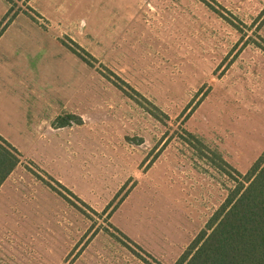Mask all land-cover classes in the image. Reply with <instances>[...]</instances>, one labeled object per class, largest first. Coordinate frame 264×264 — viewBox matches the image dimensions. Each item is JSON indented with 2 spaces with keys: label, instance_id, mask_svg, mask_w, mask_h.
<instances>
[{
  "label": "rangeland",
  "instance_id": "1",
  "mask_svg": "<svg viewBox=\"0 0 264 264\" xmlns=\"http://www.w3.org/2000/svg\"><path fill=\"white\" fill-rule=\"evenodd\" d=\"M12 107L0 264H175L264 152V0H0Z\"/></svg>",
  "mask_w": 264,
  "mask_h": 264
},
{
  "label": "trees",
  "instance_id": "2",
  "mask_svg": "<svg viewBox=\"0 0 264 264\" xmlns=\"http://www.w3.org/2000/svg\"><path fill=\"white\" fill-rule=\"evenodd\" d=\"M190 136L191 144L198 148L200 141ZM212 154V165H229L219 152ZM21 157L0 135V188L21 164ZM29 171L57 191L51 181ZM235 172L238 177L229 174L235 183L225 202L175 264H264V152L245 175Z\"/></svg>",
  "mask_w": 264,
  "mask_h": 264
},
{
  "label": "crops",
  "instance_id": "3",
  "mask_svg": "<svg viewBox=\"0 0 264 264\" xmlns=\"http://www.w3.org/2000/svg\"><path fill=\"white\" fill-rule=\"evenodd\" d=\"M13 110L11 113L4 115L6 116V122H7V127L4 128H0V135L6 139L13 147H15L19 152L20 151H25L21 148V141L18 142V148L16 146H14L11 142H12V138H14L16 135L20 136L22 133H25V131H27L26 127L24 125H21L20 122H24L25 121V114H20L19 110H17V108L12 107ZM26 146V145H25ZM21 153V152H20ZM20 165V164H19ZM17 168L13 171V173L7 178V180L3 183V185L0 188V191L2 190V188L5 186L6 182L10 179V177L15 174Z\"/></svg>",
  "mask_w": 264,
  "mask_h": 264
}]
</instances>
